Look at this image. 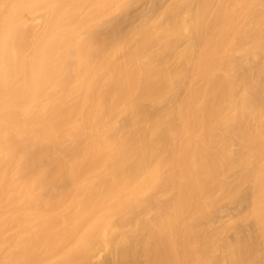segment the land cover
<instances>
[{"label": "bare ground", "instance_id": "bare-ground-1", "mask_svg": "<svg viewBox=\"0 0 264 264\" xmlns=\"http://www.w3.org/2000/svg\"><path fill=\"white\" fill-rule=\"evenodd\" d=\"M0 264H264V0H0Z\"/></svg>", "mask_w": 264, "mask_h": 264}]
</instances>
